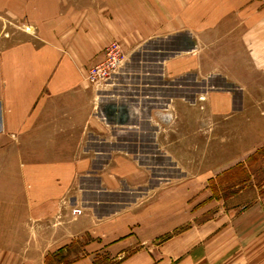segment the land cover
Wrapping results in <instances>:
<instances>
[{
	"label": "crops",
	"instance_id": "0c3cea01",
	"mask_svg": "<svg viewBox=\"0 0 264 264\" xmlns=\"http://www.w3.org/2000/svg\"><path fill=\"white\" fill-rule=\"evenodd\" d=\"M112 40L125 59L175 42L154 50L162 76L205 91L143 114L124 67L85 80ZM263 97L264 0H0V264H264L259 148L200 163L184 143L200 121L263 122ZM140 119L162 167L114 149Z\"/></svg>",
	"mask_w": 264,
	"mask_h": 264
},
{
	"label": "rangeland",
	"instance_id": "374dc122",
	"mask_svg": "<svg viewBox=\"0 0 264 264\" xmlns=\"http://www.w3.org/2000/svg\"><path fill=\"white\" fill-rule=\"evenodd\" d=\"M117 41L122 46V56H121V68L124 67V75L117 78L118 81H127L135 85L134 96L140 102L137 104V107H140V111L146 115L149 111L151 105L147 104V101H157L160 97H171L175 95H185L188 98L201 95L205 91L201 87V84L198 83L196 86L191 78H182L181 83L184 85L182 88H173V82H170L169 79L162 76V73L159 68V56L155 49L159 47H170L175 42L167 43L165 41H151L146 44V48L136 50L128 59H125V51L123 44L118 40ZM110 41V42H112ZM109 42V43H110ZM108 43V44H109ZM180 43L177 42L176 45ZM107 44V45H108ZM168 44V45H167ZM182 44V43H181ZM106 45V46H107ZM129 60V61H128ZM120 68V70H121ZM89 69V67H88ZM87 69V71H88ZM118 71V73L120 72ZM116 73L114 77L118 74ZM87 74V72H86ZM86 74L84 77H86ZM113 77V78H114ZM112 78V79H113ZM86 80V78H85ZM87 81V80H86ZM89 82V81H87ZM211 82L221 84V80L212 79ZM93 85H98L89 82ZM171 83V84H170ZM120 100H123V97L131 94H126L127 92H118ZM133 97V96H132ZM134 99V98H133ZM264 99V97H263ZM258 111L259 108H262L264 116V104L257 105ZM250 108V106L248 107ZM252 111H254L252 107ZM186 115H195L190 111H184ZM255 112V111H254ZM189 113V114H188ZM196 113V112H195ZM201 116V114H199ZM251 116H254L251 114ZM144 118V117H143ZM189 123V122H188ZM203 122H198L199 133L193 137H188L184 139L185 145L195 144L199 148V162L206 163L210 159V150H214V156L217 160L223 153V148L231 149L233 154L237 149L240 148H254L257 147L259 150L256 153H252L247 158L248 162H251L249 168L251 174L255 181H261L264 179V121L263 122H254V121H231L222 122V120H216L214 127L211 129V132H207ZM195 122H193V125ZM204 125V126H202ZM140 131L134 135L129 133V135L121 134L119 138L121 140L125 139L126 141H134V145L127 148H114L117 150H128L133 151L141 156V160L145 163H150V165L156 167H162V157L158 155V148H155L154 139L152 137L153 129L149 126L147 122H144L143 119H140ZM191 128L190 124L188 128ZM229 129V130H228ZM143 130V131H142ZM256 145V146H255ZM209 150V153L207 152ZM155 154V156H153ZM166 175L169 172L165 173ZM76 208V207H73ZM72 208V209H73ZM79 208V207H77ZM71 209V210H72Z\"/></svg>",
	"mask_w": 264,
	"mask_h": 264
},
{
	"label": "built area",
	"instance_id": "2783aa9c",
	"mask_svg": "<svg viewBox=\"0 0 264 264\" xmlns=\"http://www.w3.org/2000/svg\"><path fill=\"white\" fill-rule=\"evenodd\" d=\"M122 46L117 41L110 42L104 49V59L91 65L86 74V80L94 84L107 83L121 68ZM73 216L81 213L80 208L71 210Z\"/></svg>",
	"mask_w": 264,
	"mask_h": 264
}]
</instances>
